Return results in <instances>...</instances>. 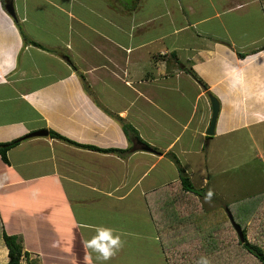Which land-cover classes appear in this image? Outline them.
<instances>
[{
  "label": "crops",
  "instance_id": "obj_1",
  "mask_svg": "<svg viewBox=\"0 0 264 264\" xmlns=\"http://www.w3.org/2000/svg\"><path fill=\"white\" fill-rule=\"evenodd\" d=\"M5 1L0 143L39 130L47 135L9 149L7 163L0 157V264L9 261L3 234L17 238L24 264H90L85 241L97 226L115 229L125 241L108 264H143L145 257L153 264H197L196 253L182 256L173 245L207 234L196 223L205 213L216 216L210 203L195 215L207 185L205 179L192 184L197 172L190 162L206 175L215 137L264 123L262 0H92V8L81 0L75 8L70 0H12L15 18ZM45 2L53 15L43 23ZM22 34L42 48L25 44ZM207 92L219 102L210 137ZM122 122L139 140L125 135ZM49 131L125 152L77 147ZM168 154L200 195L183 189ZM178 194L196 203L179 204ZM188 220L193 229L183 231ZM206 246L211 255L230 250ZM238 252L243 263L247 251Z\"/></svg>",
  "mask_w": 264,
  "mask_h": 264
},
{
  "label": "rangeland",
  "instance_id": "obj_2",
  "mask_svg": "<svg viewBox=\"0 0 264 264\" xmlns=\"http://www.w3.org/2000/svg\"><path fill=\"white\" fill-rule=\"evenodd\" d=\"M81 1L91 8L95 4L92 0ZM109 1L111 3V0ZM70 2L74 3V8L80 4L79 0H70ZM64 4L69 5V1L63 0ZM39 8L45 15L43 20L45 23L52 17L53 9L46 2L39 4ZM19 26L23 28L24 24L20 23ZM206 155L208 158L206 175L200 176L199 166L190 162L197 172L191 182L198 186L202 179H205L207 185L204 188L205 192L208 193L211 190L214 197L211 200H202L204 207L200 209V212L198 209L199 213L195 215L204 214L203 211L208 209L207 206L209 207L210 203L215 208L216 216L205 213L201 217V222L196 223V228L198 232L207 231L208 233L195 234L184 239L186 241H179L177 245L173 243L175 249L181 250L182 256H185L187 251L191 254L196 253L199 259L206 257L208 263L210 260L211 264H261L248 252H246V260L243 263L239 259L242 256L238 249L241 250L244 247L239 242L232 221L245 229L246 238L250 244L262 247L264 250V123L222 137H215L208 145ZM178 195L181 199L179 204L187 206L189 203H196L197 199L194 197H188L186 194ZM151 205V209L154 210L152 199ZM228 214L232 220L229 219ZM159 221L157 220L156 225L161 229L162 225L158 223ZM223 221H225L224 224L229 223V226L222 225ZM184 224L186 226L183 231L193 229L191 220ZM206 245L210 248L223 247L224 249L230 248V250L229 253L216 251L217 254L211 255L209 251L204 252L203 247H207ZM142 263L153 264L150 258L146 257L143 258ZM21 264L24 263L21 262ZM181 264L184 262L182 261Z\"/></svg>",
  "mask_w": 264,
  "mask_h": 264
},
{
  "label": "trees",
  "instance_id": "obj_3",
  "mask_svg": "<svg viewBox=\"0 0 264 264\" xmlns=\"http://www.w3.org/2000/svg\"><path fill=\"white\" fill-rule=\"evenodd\" d=\"M262 2H263V5H264V0H262ZM263 9H264V6H263ZM16 26L18 27L19 30L21 29V27L19 26L17 21H16ZM22 37H23V42L25 44H31V45H34L36 47L42 48V46L37 44L36 42L25 38V36L23 34H22ZM262 49H264V48H262ZM253 53H255V52H253ZM237 55L241 59L246 56V54H241V53H238ZM186 71H187V73L190 74V76H192L193 79H195L198 83H201L202 88H204V90L207 91V87L205 86V84H202L201 80L192 71H188V70H186ZM79 78H80L85 90L88 91L89 87L87 85V82L85 80L84 75L83 74H79ZM207 94L209 96H212L211 93H209V92H207ZM122 128H123V131H124L125 135L129 139L132 138L131 136H133L135 138V140H139V138L137 136V133L135 132V130L129 124H126V123L122 122ZM48 135L50 137H52V138L61 140V141L65 142V143H68L70 145H74V146H77V147L90 149V150H94V151H98V152H111V153H116L118 155H120L121 153L125 152L124 150H101V149H97V148H94V147H91V146L78 145L76 143H73V142L67 140L66 138H63L62 136H60V135H58V134H56V133H54L52 131H49ZM28 137H29V135L24 136L22 138H19L17 140H13V141H11L9 143H0V157H1V159L4 162L7 163L8 162L7 161V152L9 151V149L13 148L14 146H16L20 142L24 141ZM168 156H169L170 160L174 163V165L176 166V168L178 170L179 182H180L181 186L183 187V189L185 191H188V192L191 191V192H193V193H195L197 195H200L201 192L199 190H196L192 186L187 174L185 173V171L180 166V163L177 160V158L174 155H172V154H168ZM241 231L243 233V236H244L245 240H244L243 243H241L240 240H239L240 244L245 248V250L250 255H252L254 258H256L261 264H264V251L260 247L252 245V244L249 243V241L246 238V231H245L244 228H241ZM3 241H4V244H5L6 248H7V250H8L9 261H8L7 264H21V262L23 261L25 255L23 253L22 246L19 244V241L17 240V238L14 237V236H8L7 234H3Z\"/></svg>",
  "mask_w": 264,
  "mask_h": 264
},
{
  "label": "clouds",
  "instance_id": "obj_4",
  "mask_svg": "<svg viewBox=\"0 0 264 264\" xmlns=\"http://www.w3.org/2000/svg\"><path fill=\"white\" fill-rule=\"evenodd\" d=\"M213 193L211 190L206 194L205 199L211 200ZM125 241L121 238L115 229L97 226L95 228V235L85 241V247L90 250L88 257L90 264L93 259L96 264H108V262L114 258L119 251L124 247ZM197 264H208L206 257H201L197 261Z\"/></svg>",
  "mask_w": 264,
  "mask_h": 264
},
{
  "label": "water",
  "instance_id": "obj_5",
  "mask_svg": "<svg viewBox=\"0 0 264 264\" xmlns=\"http://www.w3.org/2000/svg\"><path fill=\"white\" fill-rule=\"evenodd\" d=\"M4 9L7 12V14H9L12 18H15V12H14V6H13L12 0L5 1ZM209 99L211 103V118H210L209 126L205 132V135L210 137L215 134V127H216V122H217V118L219 114V102L213 96H209ZM46 135H47V131L39 130L37 132L30 134L29 136L37 137V136H46ZM229 219L232 220L230 215H229ZM232 224L234 226V229L238 235L240 242L243 243L245 238L243 236L241 228L238 225H236L233 221H232Z\"/></svg>",
  "mask_w": 264,
  "mask_h": 264
}]
</instances>
